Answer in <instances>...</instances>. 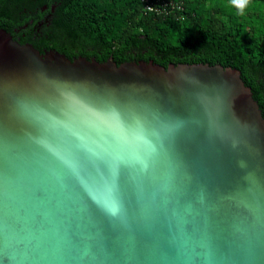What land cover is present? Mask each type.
Segmentation results:
<instances>
[{"label": "water", "instance_id": "95a60500", "mask_svg": "<svg viewBox=\"0 0 264 264\" xmlns=\"http://www.w3.org/2000/svg\"><path fill=\"white\" fill-rule=\"evenodd\" d=\"M0 264H264V117L240 70L0 29Z\"/></svg>", "mask_w": 264, "mask_h": 264}, {"label": "trees", "instance_id": "16d2710c", "mask_svg": "<svg viewBox=\"0 0 264 264\" xmlns=\"http://www.w3.org/2000/svg\"><path fill=\"white\" fill-rule=\"evenodd\" d=\"M0 29L69 59L236 68L264 117V0H0Z\"/></svg>", "mask_w": 264, "mask_h": 264}, {"label": "clouds", "instance_id": "9594fccd", "mask_svg": "<svg viewBox=\"0 0 264 264\" xmlns=\"http://www.w3.org/2000/svg\"><path fill=\"white\" fill-rule=\"evenodd\" d=\"M232 3L243 13V10L248 5L249 0H232Z\"/></svg>", "mask_w": 264, "mask_h": 264}, {"label": "built area", "instance_id": "2783aa9c", "mask_svg": "<svg viewBox=\"0 0 264 264\" xmlns=\"http://www.w3.org/2000/svg\"><path fill=\"white\" fill-rule=\"evenodd\" d=\"M165 6V5H164ZM146 9L148 10V11H156V12H158V13H162L163 11L160 9V8H158V7H155L154 5H148L147 7H146Z\"/></svg>", "mask_w": 264, "mask_h": 264}]
</instances>
